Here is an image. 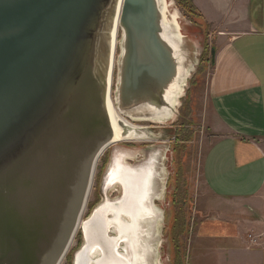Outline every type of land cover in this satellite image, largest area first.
<instances>
[{"label": "water", "instance_id": "water-1", "mask_svg": "<svg viewBox=\"0 0 264 264\" xmlns=\"http://www.w3.org/2000/svg\"><path fill=\"white\" fill-rule=\"evenodd\" d=\"M117 2L0 0V264H59L76 232L114 135L107 96ZM156 9L154 0L122 3L126 109L140 99L169 106L173 60ZM156 220L143 233L151 243Z\"/></svg>", "mask_w": 264, "mask_h": 264}, {"label": "crops", "instance_id": "crops-1", "mask_svg": "<svg viewBox=\"0 0 264 264\" xmlns=\"http://www.w3.org/2000/svg\"><path fill=\"white\" fill-rule=\"evenodd\" d=\"M194 3L216 36L201 175L222 207L194 225L185 264H264V0Z\"/></svg>", "mask_w": 264, "mask_h": 264}, {"label": "rangeland", "instance_id": "rangeland-1", "mask_svg": "<svg viewBox=\"0 0 264 264\" xmlns=\"http://www.w3.org/2000/svg\"><path fill=\"white\" fill-rule=\"evenodd\" d=\"M167 1L170 4L169 10L177 11L179 16L185 37L182 42L184 64L189 72L183 97L179 100L177 116L172 124L140 120L143 117L135 121L128 119L138 128L137 135L144 136L111 144L99 156L81 220H86L94 208L105 200L103 199L105 196L112 201L120 196V193L112 190L115 186L107 190L103 188L105 175L116 155L122 153L124 158L143 155L138 156L136 160L126 161L128 165L135 167L145 162L150 155L158 153L157 169L161 173V179L158 177L155 182L157 193L160 192L161 196L155 203L163 208L164 214L161 215V219L157 217L153 243L161 245L158 252L159 261L162 258L161 263L164 264L166 260L165 264H185L187 242L194 225L202 218L216 215L218 209L222 207V202L208 190L201 175L203 156L214 137L211 132L213 111L207 85L213 66L211 47L215 46L216 36L194 0H191L192 5L202 14L203 19L200 17L192 19L189 11L191 5L187 0ZM118 37L121 39L120 30ZM115 53V57L118 58L120 53L118 44ZM115 68L112 91L113 97H118L120 101L118 85L117 89L115 87L117 73ZM122 107L124 109V106ZM161 152L165 153L163 157ZM171 154L169 162L168 155ZM81 242L82 230H78L61 264H72V256Z\"/></svg>", "mask_w": 264, "mask_h": 264}, {"label": "bare ground", "instance_id": "bare-ground-1", "mask_svg": "<svg viewBox=\"0 0 264 264\" xmlns=\"http://www.w3.org/2000/svg\"><path fill=\"white\" fill-rule=\"evenodd\" d=\"M154 1L158 14V38L167 48L173 60V69L164 85V97L169 106L157 107L152 101H149L151 102L149 103L146 100L140 99L134 101V104H129V109H126L125 106L127 105L124 104V101L121 99L118 101V97H113L114 67L117 68L115 87L117 89L118 85V92L125 94L122 75L123 59L125 57V32L121 25L123 0H118L116 16L114 18V29L112 31L113 50L107 96V110L114 131L113 140L109 145L144 136V134L141 136L137 135L138 128L133 126L129 121L130 119L135 121L143 117L140 120L148 119L158 123L170 122L172 124L174 118L177 116L179 100L184 94L186 78L189 72L184 64L185 56L182 51V42L185 37L181 30L179 16L177 11L169 10L170 4L167 0ZM119 30L121 39L118 37ZM117 44L120 48L118 58L115 57ZM126 155L128 154L126 153ZM157 155L158 153L150 155L144 163L135 167L128 165L126 161L131 159L136 160L138 156L143 155L137 154L134 157L124 158V154L121 153L113 158L105 175L103 188L107 190V188L115 186L112 190L122 195L116 201L109 200L105 196L103 198L105 200L99 203L92 215L93 218L91 217L92 224H89V218L86 220L80 219L76 232L69 244L70 247L78 230H83L82 242L76 251V264H163L161 263L162 258L159 261L160 256H158L159 248L161 247L160 243H151L145 236L143 237V233L145 235H150L149 233H151L153 227L150 220L154 219L156 214L161 219V215L164 214L163 208L159 207L160 205L157 206L155 203L159 196H161L160 192H156L155 184L156 178L160 177L161 179V173L159 169H156L158 163ZM164 155L165 153L161 157ZM171 157L172 154L168 155L169 162ZM152 196L156 198L154 199V203L151 201ZM103 234L106 235L103 243H92V239H102ZM64 257L60 260L59 264H61ZM90 257L94 259L91 263ZM72 264H74V259L72 260Z\"/></svg>", "mask_w": 264, "mask_h": 264}, {"label": "trees", "instance_id": "trees-1", "mask_svg": "<svg viewBox=\"0 0 264 264\" xmlns=\"http://www.w3.org/2000/svg\"><path fill=\"white\" fill-rule=\"evenodd\" d=\"M187 2H189L188 4L191 5L190 8H189V11L191 12L190 14L192 15V19H195V18H198V17L203 19L202 14L199 13V11L195 7H193L191 0H187ZM207 25H209V24H207Z\"/></svg>", "mask_w": 264, "mask_h": 264}]
</instances>
